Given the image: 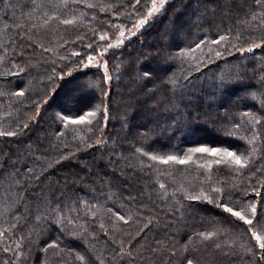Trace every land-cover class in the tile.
Returning a JSON list of instances; mask_svg holds the SVG:
<instances>
[{
  "label": "trees",
  "instance_id": "1",
  "mask_svg": "<svg viewBox=\"0 0 264 264\" xmlns=\"http://www.w3.org/2000/svg\"><path fill=\"white\" fill-rule=\"evenodd\" d=\"M152 1L0 0V264H264V0H170L83 69Z\"/></svg>",
  "mask_w": 264,
  "mask_h": 264
},
{
  "label": "snow or ice",
  "instance_id": "2",
  "mask_svg": "<svg viewBox=\"0 0 264 264\" xmlns=\"http://www.w3.org/2000/svg\"><path fill=\"white\" fill-rule=\"evenodd\" d=\"M164 2H165V0H161V3H160L159 7H156L154 5L153 10L155 12L161 11V9L164 7ZM256 3L260 4L261 0H256ZM88 6L91 7L92 5H88ZM149 15H152V12H150ZM62 22L66 23V24H71L72 23L71 20H66V21H62ZM144 23H145V21L142 20V21H140V23L136 27L139 28ZM121 35H123V33H121ZM223 39H224V37H221V40H223ZM214 42L215 43H219V41H214ZM109 47H112V45H109ZM197 47H199V45H197ZM256 47H260V45L257 44ZM246 51L252 52L253 49L252 48H248V49H246ZM217 55L219 56L221 54L217 53ZM146 75L150 76L151 73L150 72H146ZM88 87H91V85H89ZM16 94L17 95H23L22 92H18ZM97 111H99V106L97 107ZM95 115H96L95 112H88V116H95ZM61 118L64 119V117H61ZM84 119H85L84 117H81L79 121L73 120L71 122L72 123H83ZM105 119H107V114H105ZM88 123H91V121H88ZM177 126L179 127V125H177ZM9 135H12V133H9ZM137 151L141 152V154H144L142 152V148H137ZM191 151L196 152V153H207V154L212 155V156L221 155L222 157H226L227 160L234 161L236 164L240 165L241 167L244 166V164L241 163V158L239 156L235 155L231 151H228V152H225V153H218L216 150H210L208 148H203V147H198V148H195V149H191ZM149 158L152 159V160H159V162L162 163V164H168L169 162H172V163H175V164H186L188 162L187 159H178L176 156H168L167 158H160V157H157V156L153 155V156H150ZM244 163H247V161L245 160ZM0 174H2V172H0ZM161 187H163V185ZM214 191H216V189H214ZM44 198L46 199V197H44ZM185 198L189 199V200H200V199H202L201 196H191V195L186 196ZM209 202L210 203L213 202L211 200V198H209ZM216 206L218 208H222L223 212L230 213L231 216L236 217L240 221H243L244 224H247V225H252L253 224V220L250 219V218H246L245 215H243L241 211H236L232 207H230L228 205H224V204H217ZM251 210H252L253 216H255L256 215V206L252 205L251 206ZM66 219L67 218H65V220ZM59 223L61 225H64V221H59ZM257 223L259 224V221H257ZM63 230H67V228L64 227ZM249 230H251V229H249ZM201 235L203 236L204 239H208L209 238V236H204L203 234H201ZM254 235H255V233H254ZM255 238L257 239V242L259 244V247H260L262 253H264V242L260 241V237L259 236H256ZM51 246H55V245H51ZM217 247H219V246H217ZM248 251H252V249L249 248ZM252 254L255 255L254 252ZM261 258H264V255H262ZM187 264H193L192 259H187Z\"/></svg>",
  "mask_w": 264,
  "mask_h": 264
},
{
  "label": "rangeland",
  "instance_id": "3",
  "mask_svg": "<svg viewBox=\"0 0 264 264\" xmlns=\"http://www.w3.org/2000/svg\"><path fill=\"white\" fill-rule=\"evenodd\" d=\"M170 0H165L164 2V6L166 5L167 2H169ZM160 3H161V0H153L152 1V4L150 6V9L149 11L147 12L146 16L142 19L143 21H145V23L137 28L136 26L140 23V20L139 22H137L132 28H130L129 30H122L120 32V34L115 38V40L111 41L109 43V45H112V47H107V48H104L103 52L100 53V55L90 61H88L86 63V65L83 67L84 68H96V67H100L101 71H106V63H105V60H104V57L106 55V53L110 50V49H115V50H119L120 48L123 47V45L130 39H132L136 34L137 32H139L141 30V28L148 22L152 21L161 11L159 12H155L153 10V7L154 5L156 7H159L160 6ZM164 8V7H163ZM162 8V9H163ZM161 9V10H162ZM152 12V15H149V13ZM121 33H123V35H121Z\"/></svg>",
  "mask_w": 264,
  "mask_h": 264
}]
</instances>
